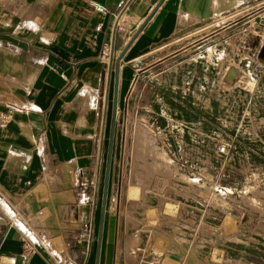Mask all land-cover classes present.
I'll return each instance as SVG.
<instances>
[{"label":"crops","instance_id":"0c3cea01","mask_svg":"<svg viewBox=\"0 0 264 264\" xmlns=\"http://www.w3.org/2000/svg\"><path fill=\"white\" fill-rule=\"evenodd\" d=\"M257 1L0 0V192L74 264H105L114 166L104 139L137 62L190 24L245 3L259 9L264 0ZM134 209L133 221L117 212L114 264H141L132 251L143 210ZM11 212L0 204V264H52L42 248L23 262L22 229ZM89 219L84 256L85 237L75 248L67 244Z\"/></svg>","mask_w":264,"mask_h":264},{"label":"rangeland","instance_id":"374dc122","mask_svg":"<svg viewBox=\"0 0 264 264\" xmlns=\"http://www.w3.org/2000/svg\"><path fill=\"white\" fill-rule=\"evenodd\" d=\"M259 7L190 24L144 55L119 95L104 139L114 166L105 233L109 214L133 221L142 208L148 233L137 237L148 235L157 264H264Z\"/></svg>","mask_w":264,"mask_h":264},{"label":"built area","instance_id":"2783aa9c","mask_svg":"<svg viewBox=\"0 0 264 264\" xmlns=\"http://www.w3.org/2000/svg\"><path fill=\"white\" fill-rule=\"evenodd\" d=\"M107 53V51L105 52ZM6 119V115L0 111V121H4ZM89 185H95L94 180L89 182ZM84 188L87 187V184L83 185ZM0 204L9 206L12 209V223L22 230L21 240L23 244L22 248V256L23 262L26 263L30 256L35 254L38 249H44L47 254L51 257L52 264H74L71 258L68 257L67 252L64 248H59L53 243L52 234L42 227L40 223L36 220H31V218L25 213L14 208L11 201L0 192ZM142 226L136 229L137 236H143V234H147L148 232L142 230ZM83 234L82 236H74L72 241L67 244L69 248H75L79 244L83 242L82 238L85 237V254L84 256H89L91 243H92V220L89 219L83 224ZM146 240L140 241L136 249L132 252L137 256L140 260L141 264H157V256L155 254L149 255L147 248L148 235H145Z\"/></svg>","mask_w":264,"mask_h":264},{"label":"water","instance_id":"95a60500","mask_svg":"<svg viewBox=\"0 0 264 264\" xmlns=\"http://www.w3.org/2000/svg\"><path fill=\"white\" fill-rule=\"evenodd\" d=\"M116 232H117V215L111 214L108 218V226H107L105 264H114Z\"/></svg>","mask_w":264,"mask_h":264},{"label":"bare ground","instance_id":"6f19581e","mask_svg":"<svg viewBox=\"0 0 264 264\" xmlns=\"http://www.w3.org/2000/svg\"><path fill=\"white\" fill-rule=\"evenodd\" d=\"M83 92V91H82ZM83 94V93H82ZM90 94V93H89ZM88 94V95H89ZM91 96V95H90ZM88 98H90L89 96H88ZM129 193L131 194V195H137V189L136 188H133V187H131L130 189H129ZM33 204V203H32ZM32 206V205H31Z\"/></svg>","mask_w":264,"mask_h":264}]
</instances>
